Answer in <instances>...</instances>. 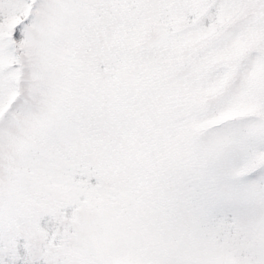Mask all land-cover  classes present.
Wrapping results in <instances>:
<instances>
[{"label": "snow or ice", "instance_id": "snow-or-ice-1", "mask_svg": "<svg viewBox=\"0 0 264 264\" xmlns=\"http://www.w3.org/2000/svg\"><path fill=\"white\" fill-rule=\"evenodd\" d=\"M0 264H264V0H0Z\"/></svg>", "mask_w": 264, "mask_h": 264}]
</instances>
